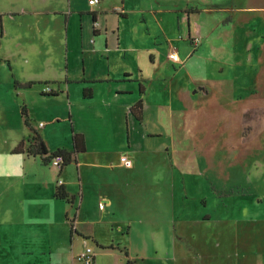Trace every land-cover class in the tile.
<instances>
[{"label":"rangeland","instance_id":"374dc122","mask_svg":"<svg viewBox=\"0 0 264 264\" xmlns=\"http://www.w3.org/2000/svg\"><path fill=\"white\" fill-rule=\"evenodd\" d=\"M29 5L0 0V264H69L75 214L73 241L91 245L93 264L99 252L101 264H125L106 252L120 249L113 240L133 264H264V0H146L145 23L131 6L125 45L140 50L121 65L149 89L144 122L125 120L119 136L108 107L72 111L65 92L84 59L92 70L105 56L83 54L79 19L68 57L64 17L58 34L51 19L10 15ZM77 127L90 150L62 172L28 154L36 135L50 153L72 150ZM21 142L26 153H13ZM58 181L74 195L55 205Z\"/></svg>","mask_w":264,"mask_h":264},{"label":"crops","instance_id":"0c3cea01","mask_svg":"<svg viewBox=\"0 0 264 264\" xmlns=\"http://www.w3.org/2000/svg\"><path fill=\"white\" fill-rule=\"evenodd\" d=\"M89 1L90 0H30L29 6H25L21 8V10L18 12H12L10 13V15L18 16V17L21 15H26L29 18H32L33 15H37L40 17H44L43 19H46L44 21L47 20L50 21L51 19L53 20L54 23H57L59 30L57 31L58 34H61L62 32L61 19L62 17H64L66 31H67L65 47L67 48L68 51V57H69V50L71 47V41L69 39V35L74 32V28H73L74 22H77V20L79 19V21L82 23L81 29H82L83 37H82L81 48L83 50V54H87V53L94 55L99 54L101 55V57L102 55L103 57L105 56L106 59L103 58L104 63L99 64V66L96 64L97 65L96 69H92V70H88V68H86L87 62L84 59V66H85L84 79L76 82L75 81L66 82L65 92L67 95V99L72 106L71 107L72 111H73V105L86 103V102H91L92 104L98 106L108 107L107 109H110V113L112 115L109 114L110 116L106 124H109L110 130H112V128L115 129L116 136L117 135L119 136L120 132H122L121 131L122 127H124L123 122L125 120L127 123L126 127L130 126L131 122L133 123L139 122L134 117V115L131 113L130 110L132 106L140 99H142L144 102V118H145V110L147 109V103L145 99H146L147 91L149 89V87L145 86L142 82H138L137 80L133 79L134 74L130 69H128L127 66L123 68L121 65V62H123L122 58L124 57L121 56L122 52L137 53L140 50V48L131 45L127 47L125 45V38L127 37V32H128L126 29L127 27L126 22H129L131 18L130 7L133 6L135 14L140 16L141 19V21L139 20L140 23L146 22L144 14L148 12H154L155 7L152 8L146 7L145 6L146 0H100V3L96 5H90ZM5 15H6L5 13L0 12V16L5 17ZM194 16L195 13L187 14L186 16L183 17L182 22L187 21L189 24L194 18ZM16 18L14 17V20H16ZM1 24L3 26V21ZM146 29L149 30V28ZM98 38L104 39V45H102V42L101 44L97 42ZM60 40H61V36L59 35L55 41L56 43L55 45L59 46L61 44ZM172 51H176V50L173 49L171 50V52ZM113 55L114 57L111 58V56ZM151 58L155 60V56ZM116 60H119L120 64H118V62L115 64ZM91 63L93 62L91 61ZM113 66L114 67L117 66L118 69L116 70V72H113L114 70ZM70 70L71 69L68 68L67 77L70 76L69 75L71 72ZM142 87L144 90L143 93H141ZM47 88H51L52 92L55 91L56 93H59V91L61 90V86H59L58 89H55L50 86H45L44 89H42L41 92L42 95L49 96L48 94L50 92H48ZM85 89L89 90L88 93H91V97L86 98L84 96ZM103 90L106 91L107 93L104 92L103 94H101ZM27 117L29 118V114L27 115ZM143 122L144 119L142 122L139 123L141 124ZM74 130L76 133H80L84 135L86 141V147H87V151L85 153L89 152L90 143L86 130L78 127L76 129L74 128ZM128 131L129 130L127 128V138L129 135ZM127 144L128 146H130V142ZM81 154L84 153H80L79 157ZM33 158L36 157L33 156ZM110 164H111L110 166L112 167L113 166L112 163ZM41 166H45V165L41 164ZM60 172H62V170ZM57 186H58V182L57 185L54 187L53 191H51L50 193L55 199V203H54L55 205H59L58 204L59 202L57 201L61 200L55 197ZM63 187L66 189L67 193L74 195L69 191V189L66 187L64 182H63ZM105 202L110 204L112 201L109 198H105ZM101 206L102 205H100V208ZM80 213L81 212L79 211L78 218L80 216ZM46 216H48L47 211L45 212V216L43 217ZM78 226H79V230L82 233L85 234L87 233L88 235L92 236L95 239L94 243L101 242V240H99L97 236L92 232V230L85 229L79 224ZM69 239H70V246L69 248H67L68 249L67 253L69 255L68 263L78 264L74 261L73 258L74 254L81 253V251H83L85 247L86 248L87 247L92 248V247L89 244H85V242H83L82 240L76 239L73 241V238L71 239V233ZM107 243H109V245L120 247V249L110 248L107 249L106 251L107 253L110 254L111 259L114 262H117L118 260L121 261L124 260L126 264L128 263V260H131L128 250L123 249L120 246V243L115 242L114 240L111 242L107 241ZM95 246H97L96 243ZM99 249L102 248L99 247ZM47 250L53 253V250H51L50 245L47 247L46 251ZM116 250H119L120 252H117ZM28 252H33V251H28ZM95 257H96L95 264H101L100 252L96 253Z\"/></svg>","mask_w":264,"mask_h":264},{"label":"trees","instance_id":"16d2710c","mask_svg":"<svg viewBox=\"0 0 264 264\" xmlns=\"http://www.w3.org/2000/svg\"><path fill=\"white\" fill-rule=\"evenodd\" d=\"M31 84L27 85L28 87H30ZM89 90L85 89L84 90V96L86 98L91 97V93H88ZM143 87L141 88V93H143ZM49 96H58V93H56L55 91L50 92L48 94ZM131 113L134 115V117L139 121L142 122L144 119V102L142 99H140L138 102H136L132 108H131ZM22 115H26V113L22 112ZM26 119H28L27 115H26ZM27 122V121H26ZM72 140H73V148L72 150H66V149H58L57 151L50 153L45 142L42 140V138H40L38 135H36L35 137V142L33 144V146H31L27 152L29 155L31 156H40L42 158V161L45 165H48L49 163H51V161L56 158L58 155L63 156L64 158V166H67L69 164H71L74 161V155L76 154H80V153H85L87 151V147H86V141H85V137L83 134L80 133H76L74 128H72ZM23 146V142H21L17 148L14 150L13 153L16 154H20V153H24V150H21L20 148ZM55 197L57 199H62L65 200L67 199L68 193L66 191V189L62 186L59 187V189L56 191ZM77 218V214L74 215L73 220L70 222L71 224V239L73 238V232H74V222ZM112 248V246H110ZM128 255V254H127ZM127 264H133L132 260H128Z\"/></svg>","mask_w":264,"mask_h":264},{"label":"built area","instance_id":"2783aa9c","mask_svg":"<svg viewBox=\"0 0 264 264\" xmlns=\"http://www.w3.org/2000/svg\"><path fill=\"white\" fill-rule=\"evenodd\" d=\"M99 3H100V0H90L89 1L90 5H96V4H99ZM169 59L171 61L175 62V63L176 62H178V63L181 62V58H180L179 54L176 51H172L171 53H169ZM47 90H48V92H52L51 88H47ZM121 161L123 163H125L127 166L131 165L129 159L126 156L122 157ZM51 164L55 168H57L59 170V172H60L63 169V166H64V158H63V156L58 155L56 158H54L51 161ZM58 185L62 186L63 182L62 181H58ZM93 255L94 254H93L92 250L87 247V252L79 255L78 256V260L80 262H82L83 264H93V262H94V260H93L94 256Z\"/></svg>","mask_w":264,"mask_h":264},{"label":"bare ground","instance_id":"6f19581e","mask_svg":"<svg viewBox=\"0 0 264 264\" xmlns=\"http://www.w3.org/2000/svg\"><path fill=\"white\" fill-rule=\"evenodd\" d=\"M103 207V206H102Z\"/></svg>","mask_w":264,"mask_h":264}]
</instances>
